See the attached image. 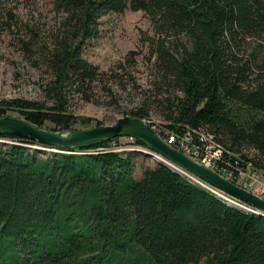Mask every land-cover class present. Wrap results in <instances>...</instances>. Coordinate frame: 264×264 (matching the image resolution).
<instances>
[{
    "label": "trees",
    "instance_id": "16d2710c",
    "mask_svg": "<svg viewBox=\"0 0 264 264\" xmlns=\"http://www.w3.org/2000/svg\"><path fill=\"white\" fill-rule=\"evenodd\" d=\"M53 5L61 20L52 42L42 43L37 34L18 42L35 66L53 76L46 91L54 105L3 100L0 117L15 113L57 132L94 127V119L67 113L65 97L75 89L90 101L100 72L84 58L85 46L100 36L103 17L129 8L149 15L155 64L182 94L166 100L164 127L181 134L205 129L235 155L244 147L257 151L259 159H240L261 166L264 0ZM244 48L246 60L236 52ZM151 109L147 104L123 118L151 120ZM3 138L19 144H0V264H264V217L230 206L161 161L137 179L136 153H74L109 147L111 140L42 156L25 137Z\"/></svg>",
    "mask_w": 264,
    "mask_h": 264
},
{
    "label": "rangeland",
    "instance_id": "374dc122",
    "mask_svg": "<svg viewBox=\"0 0 264 264\" xmlns=\"http://www.w3.org/2000/svg\"><path fill=\"white\" fill-rule=\"evenodd\" d=\"M9 13L12 14L13 20L10 19ZM60 20L61 16L56 13L53 0H0V102L25 99L47 106L54 105L46 91L53 81V76L45 68L35 66L18 41L29 40L37 34L42 43L50 44ZM7 24L12 28L9 29ZM100 29V36L88 42L84 49V58L99 68L100 77L91 84L88 92L90 101L75 89L66 95L67 113L94 119L92 128H95L112 126L130 111L150 104L151 121L166 126L167 121L162 115L168 108L166 100L181 97L182 94L174 91L155 64L150 40L155 38L156 30L149 15L128 8L123 13L103 17ZM254 45L256 44L251 46ZM245 48L239 51L236 49L243 60H246L249 54L245 52ZM252 77H255V72ZM13 117L18 116L13 113ZM46 127L47 130L53 128L49 123ZM75 128L86 130L79 124ZM2 143L19 144L4 138L0 139V144ZM28 146L31 150L40 149L42 156L62 152L43 149L39 145ZM130 152L136 153L133 174L137 179L142 178L145 170L153 169L161 161L150 154ZM74 153L88 154L86 151ZM241 154L249 159H259V153L247 147L237 155ZM262 166L264 161L258 167L264 175Z\"/></svg>",
    "mask_w": 264,
    "mask_h": 264
},
{
    "label": "water",
    "instance_id": "95a60500",
    "mask_svg": "<svg viewBox=\"0 0 264 264\" xmlns=\"http://www.w3.org/2000/svg\"><path fill=\"white\" fill-rule=\"evenodd\" d=\"M3 135L25 137L29 141L37 143L43 149L51 150H58V148L71 150L104 140L135 137L145 143L163 163L174 171L187 176L201 186H207L232 200L249 206L253 213L264 217L263 198L221 177L216 172L167 144L150 124L139 118L125 117L119 119L112 126L57 132L38 127L19 117L5 116L0 117V136Z\"/></svg>",
    "mask_w": 264,
    "mask_h": 264
},
{
    "label": "built area",
    "instance_id": "2783aa9c",
    "mask_svg": "<svg viewBox=\"0 0 264 264\" xmlns=\"http://www.w3.org/2000/svg\"><path fill=\"white\" fill-rule=\"evenodd\" d=\"M150 124L157 134L169 145L182 152L192 160L206 166L216 172L221 177L230 180L239 187L245 189L264 199V175L252 162H242L239 155L222 147L215 139V136L206 131L189 130L184 133L170 131L166 127L160 126L151 120H144ZM135 137H119L110 141V146L96 151L89 150L88 154H98L103 152H128L136 151L146 155L159 157L148 147L138 143ZM203 186V185H202ZM205 187V186H204ZM220 198L225 200L230 206L240 208L244 211L252 212L249 206L232 200L211 188L205 187Z\"/></svg>",
    "mask_w": 264,
    "mask_h": 264
}]
</instances>
